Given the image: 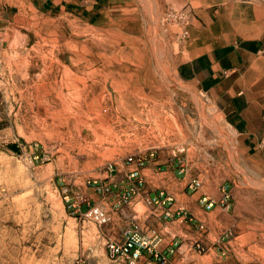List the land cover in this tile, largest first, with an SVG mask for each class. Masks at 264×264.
I'll use <instances>...</instances> for the list:
<instances>
[{
    "label": "rangeland",
    "instance_id": "1",
    "mask_svg": "<svg viewBox=\"0 0 264 264\" xmlns=\"http://www.w3.org/2000/svg\"><path fill=\"white\" fill-rule=\"evenodd\" d=\"M187 1L104 0L88 18L0 0L13 24L0 57V264H115L110 225L73 204L105 201L94 182L121 173L128 156L184 158L205 187L239 168L218 108L176 77ZM255 2L231 0L224 12L263 30L264 0Z\"/></svg>",
    "mask_w": 264,
    "mask_h": 264
},
{
    "label": "crops",
    "instance_id": "2",
    "mask_svg": "<svg viewBox=\"0 0 264 264\" xmlns=\"http://www.w3.org/2000/svg\"><path fill=\"white\" fill-rule=\"evenodd\" d=\"M103 2L39 0L38 6L49 12L71 11L91 18ZM227 2L231 0L186 2L185 11L191 16L176 77L218 108L235 139L232 151L236 159L232 164L239 168L224 182L230 193V207L223 199L222 181L207 187L203 183L202 188L193 191L188 188L192 178L188 169L181 172L177 162L165 165L152 158L142 171L144 191L152 196L160 187L168 189L174 202L166 208L173 217L166 218L163 207L156 211L149 208L141 214L135 210L141 203L137 197L121 210L114 207L117 210L111 212V228L104 234L107 239L119 238L124 225L134 219L148 236L159 235L158 250H165L178 237L181 246L170 264H264V150L258 146L264 133V29H259L256 21L227 16ZM255 4L262 3L256 0ZM214 13L216 18L212 17ZM12 26L11 10L0 5V57L10 47ZM128 170L122 165V172L108 182H124ZM210 202L213 207L208 209ZM92 203L73 207L76 213H83L94 204L113 205L116 197L109 196L105 201L96 197ZM179 208L186 209L192 220L179 218ZM115 228L120 231L113 232ZM196 241L204 245L203 254L193 249Z\"/></svg>",
    "mask_w": 264,
    "mask_h": 264
},
{
    "label": "built area",
    "instance_id": "3",
    "mask_svg": "<svg viewBox=\"0 0 264 264\" xmlns=\"http://www.w3.org/2000/svg\"><path fill=\"white\" fill-rule=\"evenodd\" d=\"M179 19L184 23L188 22V14L183 12L179 14ZM187 32H184V36ZM259 149L264 150V133L259 142ZM186 150L184 147L179 149V153L183 154ZM152 158L154 153L151 154ZM147 157L143 155H131L125 159L124 165L129 167L126 176L123 178L124 182L111 181L106 183L94 182V187L97 192L103 193L107 196H115L116 203L114 207L122 209L132 203L137 197H142L145 204L156 211L157 208H165L164 215L166 218H172V211L169 209L174 202L173 196L169 193L168 189L160 187L157 189L155 195H148L144 190L146 189V180L142 173L143 169L149 164ZM177 164L179 165L181 172H186L184 166V158L177 157ZM113 171V169H111ZM203 187V181L199 177H192L188 183V188L196 191ZM224 192V201L229 208L230 193L226 185L222 186ZM169 206L168 208H166ZM213 207V203L210 202L207 208ZM84 215L89 218L95 225L99 227L108 226L112 222L111 213L102 205H91ZM177 216L184 220H192L188 212L184 208H179ZM201 230H204V225H200ZM160 241L158 234L148 236L140 227L136 220L132 219L128 221L121 232L120 238H109L106 241L107 256L110 261L115 264H170L171 259L178 252L181 241L178 237L172 239L171 243L165 250H158L156 243ZM193 249L203 254L205 247L200 241H196L193 244ZM77 264H86L84 262H77Z\"/></svg>",
    "mask_w": 264,
    "mask_h": 264
},
{
    "label": "bare ground",
    "instance_id": "4",
    "mask_svg": "<svg viewBox=\"0 0 264 264\" xmlns=\"http://www.w3.org/2000/svg\"><path fill=\"white\" fill-rule=\"evenodd\" d=\"M73 227V226H72ZM68 229V228H67Z\"/></svg>",
    "mask_w": 264,
    "mask_h": 264
}]
</instances>
